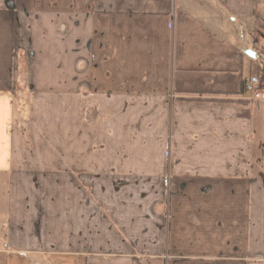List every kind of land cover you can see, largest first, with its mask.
I'll use <instances>...</instances> for the list:
<instances>
[{"label": "crops", "instance_id": "1", "mask_svg": "<svg viewBox=\"0 0 264 264\" xmlns=\"http://www.w3.org/2000/svg\"><path fill=\"white\" fill-rule=\"evenodd\" d=\"M259 31L264 0H0V264H264Z\"/></svg>", "mask_w": 264, "mask_h": 264}, {"label": "rangeland", "instance_id": "2", "mask_svg": "<svg viewBox=\"0 0 264 264\" xmlns=\"http://www.w3.org/2000/svg\"><path fill=\"white\" fill-rule=\"evenodd\" d=\"M259 32H260L259 42L253 43L252 33L248 32L247 38L244 43V46L247 50L257 52L256 58L252 60L255 68L262 66V63L264 62V52L262 54V50H264V31H259ZM21 62H22V66L25 67L26 59L24 57H22ZM24 84H25V78L22 73L20 89L23 88ZM23 92H24L23 90L18 91V93L16 94V102H18V100L21 99V102L23 101L27 104L28 103L27 94ZM5 181L6 180L4 178H0V208L4 205L3 203L5 201V194H6Z\"/></svg>", "mask_w": 264, "mask_h": 264}, {"label": "built area", "instance_id": "3", "mask_svg": "<svg viewBox=\"0 0 264 264\" xmlns=\"http://www.w3.org/2000/svg\"><path fill=\"white\" fill-rule=\"evenodd\" d=\"M247 92L249 100H256L264 96V73L258 72L249 78L247 84Z\"/></svg>", "mask_w": 264, "mask_h": 264}, {"label": "trees", "instance_id": "4", "mask_svg": "<svg viewBox=\"0 0 264 264\" xmlns=\"http://www.w3.org/2000/svg\"><path fill=\"white\" fill-rule=\"evenodd\" d=\"M20 69H21V72H23L25 74V72H26V64H25V67H23L21 65ZM244 91H245V85H244V83H242V87H241L240 93H243ZM17 103H18V106L20 108V111L25 112L26 103L23 102V101L21 102V99H19Z\"/></svg>", "mask_w": 264, "mask_h": 264}, {"label": "water", "instance_id": "5", "mask_svg": "<svg viewBox=\"0 0 264 264\" xmlns=\"http://www.w3.org/2000/svg\"><path fill=\"white\" fill-rule=\"evenodd\" d=\"M246 55H248L251 58H254L255 57V52L248 50V51H246Z\"/></svg>", "mask_w": 264, "mask_h": 264}]
</instances>
